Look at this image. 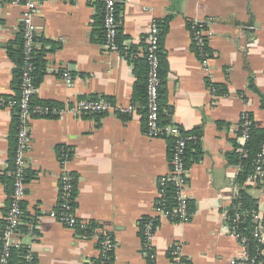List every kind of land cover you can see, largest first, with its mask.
Masks as SVG:
<instances>
[{"label": "crops", "instance_id": "1", "mask_svg": "<svg viewBox=\"0 0 264 264\" xmlns=\"http://www.w3.org/2000/svg\"><path fill=\"white\" fill-rule=\"evenodd\" d=\"M34 1L40 55L36 101L65 107L104 100L132 111L31 119L27 196L17 236L23 253L12 264H97L103 233L114 244L112 264H172L176 246L188 264L238 260L240 243L225 222L240 192L264 213V183L249 175L241 181L243 166L229 161L234 151L241 154L243 113L264 130V0H120L117 51L104 47L102 4ZM23 11L14 0H0V98L7 100L17 93L8 48L22 33ZM153 21L162 31L168 24L162 42V123L201 135L199 154L189 166L187 223L155 214L158 180L170 171L171 139L146 136L145 103L136 93L147 76L146 36ZM194 21H207L212 34L207 66L193 46ZM15 118V108L0 105V231L12 190ZM64 148L76 179L75 215L85 228H68L50 217L60 200ZM147 218L157 225L149 250L142 234Z\"/></svg>", "mask_w": 264, "mask_h": 264}, {"label": "built area", "instance_id": "2", "mask_svg": "<svg viewBox=\"0 0 264 264\" xmlns=\"http://www.w3.org/2000/svg\"><path fill=\"white\" fill-rule=\"evenodd\" d=\"M78 1V0H74ZM88 3H100L103 6V28L105 42L104 47L110 51L118 49V5L120 0H85ZM14 4L24 8L22 14V38L24 65L21 75V96L19 101L0 98V105L17 108L19 117L18 126V148L15 156V167L13 172V192L9 200L8 212L5 215V227L2 231L0 241L2 248L0 252V264H12L14 251L20 249L17 240L19 228L24 218V201L27 196V170L28 164L25 160L27 151L31 145L30 121L34 116H83L92 114H113L129 113L132 108L120 109L112 103L104 100H80L71 106H51L34 104L36 87L34 84V70L36 68L35 54L37 50V34L34 24L38 13V6L34 0H14ZM193 46L197 56L204 65H208L209 39L211 32L208 29L207 21H194L190 26ZM160 33L161 28L158 21H153L146 36V61L148 64V75L146 82V128L145 134L150 139L175 138L171 149L169 160L170 171L168 175L159 178V194L155 206V214L158 217L171 221L187 223L190 221L189 197L187 194L189 168L186 166V156L190 143L198 141L199 137L182 131L175 126H166L162 123V107L160 102ZM126 57H135L133 54L124 52ZM66 85H72V78L68 71L63 73ZM255 126L253 119L248 113H243L240 119V135L237 142L240 145L239 151L242 158L247 159L248 153L243 147L250 139V131ZM71 155L67 149H63L60 156L61 176L59 182L60 200L57 209L50 213V217L57 220L68 228L86 224L80 222L75 215L74 203L76 193V179L68 169ZM253 170L249 178L264 183V139L260 151L254 159ZM242 169V164H239ZM171 188V189H170ZM172 199L173 202H170ZM252 239L249 240L240 232L242 215L236 212L226 217L225 228L231 236L237 238L241 246V254L238 260L232 264H260L264 260V213L261 210L251 212ZM156 222L152 218L143 221V242L144 249H150L155 231ZM251 244H254L256 255L250 253ZM114 244L110 235L103 233L99 244V261L101 264H112ZM153 256H151V259ZM172 264H188L181 253L180 247L173 250Z\"/></svg>", "mask_w": 264, "mask_h": 264}, {"label": "trees", "instance_id": "3", "mask_svg": "<svg viewBox=\"0 0 264 264\" xmlns=\"http://www.w3.org/2000/svg\"><path fill=\"white\" fill-rule=\"evenodd\" d=\"M119 8L120 7L118 5V14H119ZM160 28H161V26H160ZM167 31H168V24H164L163 31L161 30V33H160V51H159L160 78H161V88H160L161 106H162V94H163L162 83L164 81V70L166 67V60H165V54H164L163 48H162V42H163L164 37L167 34ZM8 54H9V58L15 64L14 84H15V87L17 90L16 96L11 98V100L12 101L15 100L17 102V101H19L20 96H21V75H22V67L24 65L22 33H21L20 37L18 38L17 42L15 44H12L11 46H9ZM39 61H40V55H39V52H37V50H36V54H35L36 68H35L34 74H33L35 87L40 82V79L38 78V76H39ZM147 75H148V66H147ZM146 82H147V76L144 80L139 81V83L136 86L137 96L142 98L143 102L145 103L144 107H146ZM34 104H40V103H38L36 101V99L34 98ZM145 112H146V108H145ZM18 126H19V117H18L17 108H16L15 125L13 128L14 147L12 149V158H11V160H12L11 170L12 171H14L15 156H16V152H17V148H18ZM192 134L198 136L199 140H200V136H201L200 134H198V133H192ZM170 139H171V141H170L171 142L170 150H171L173 147V144L175 142V138L170 137ZM263 139H264V130L257 129L254 126L252 128V130L250 131V139L248 140L246 145L243 147V149L246 150L248 153V158L243 159L242 154L235 152V151L229 155V161L231 164H242V166H243V173L239 177L241 181H244L246 176H248L252 172L253 167H254L253 161H254L256 155L258 154V152L260 151ZM199 140L190 143L188 146L189 148H188V153H187L186 161H185L186 166L188 168L193 162L192 158H196V156H198V154H199V148H198ZM236 147H238L237 144H236ZM194 149H195L196 153L192 152ZM27 176H28V170H27ZM13 181H14V179L12 176V190L10 191L9 196H11L12 192H13ZM26 181L28 183V177H27ZM240 193H241V196H239V198L234 202L232 208L229 211V214L233 215L236 212H238L242 215L243 222L241 223V226H240L241 227L240 232L243 234L244 237L251 240L252 239V228L254 226V223H252L251 212L258 210V206L256 205L255 201L247 194V192L242 190ZM9 202H10V200H8V204H7V207L5 210L6 211L5 214H7V212H8ZM170 202H173L172 199L170 200ZM4 227H5V223L3 222L1 231H3ZM1 248H2V242L0 241V252H1ZM21 251L22 250L14 251V253L12 255V263H17V262L21 261V257H22V253H23ZM250 253L252 256L256 255V249H255L254 244H251ZM97 264H101V261H98Z\"/></svg>", "mask_w": 264, "mask_h": 264}]
</instances>
